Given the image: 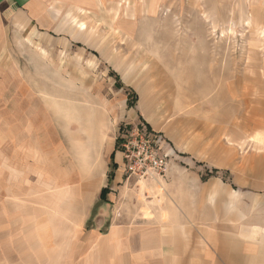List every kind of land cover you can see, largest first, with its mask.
I'll return each mask as SVG.
<instances>
[{"label":"rangeland","instance_id":"obj_1","mask_svg":"<svg viewBox=\"0 0 264 264\" xmlns=\"http://www.w3.org/2000/svg\"><path fill=\"white\" fill-rule=\"evenodd\" d=\"M112 9L64 13L46 31L0 14V264H114L87 245L98 205L81 222L94 198L83 193L125 126L146 123L165 138L176 174L152 181L176 184L165 195L183 202L202 192L196 182L207 200L244 202L237 178L248 166L263 177L264 24L245 25L243 8L218 14L213 0ZM97 107L103 132L87 117Z\"/></svg>","mask_w":264,"mask_h":264},{"label":"crops","instance_id":"obj_2","mask_svg":"<svg viewBox=\"0 0 264 264\" xmlns=\"http://www.w3.org/2000/svg\"><path fill=\"white\" fill-rule=\"evenodd\" d=\"M143 1L0 0V14L14 17L22 28L33 24L36 30L46 31L60 28L62 21H58V16L61 19L64 13L73 15L83 10L96 13L100 6L113 8L112 10L118 7L120 13L123 9L134 10L133 14L136 9L148 7L153 11L159 8L160 0ZM213 1L215 8L220 10H216L218 14L227 8L231 17H237L240 8H243L247 15L245 25L253 22L259 25L255 28H260L264 24V0ZM226 11L223 13L226 14ZM49 20L56 21L51 23ZM80 27L81 30L84 29V25L80 24ZM141 107L142 104H139L140 109ZM115 145L116 141L111 143L108 154L112 153ZM114 159L117 169L113 180L107 182L108 161L104 162L106 172L102 171L103 174L98 175L96 188L88 190L90 185H86V193H83L85 198L91 194L94 198L81 222L87 221L98 205L97 213L93 215L96 228L90 230L87 236L92 240L87 245L93 249L94 254L95 248L98 250L100 247L105 251L108 249L106 255L118 256L114 259V264H264V195L255 197L250 192L259 181H262L264 189V174L260 179L259 171L253 166L247 167L245 177L236 180L246 195L244 202L222 201L221 197L207 200V185L201 182L193 185L202 190L198 197H188L183 202L174 195H165L167 191L176 190V184L165 185L160 180L152 179H125L120 170L121 154L115 152ZM170 165L171 163L162 179L169 170L170 176L176 174V170L170 169ZM219 167L218 163L215 169L218 170ZM234 170L237 171L238 167ZM103 188L109 190L106 203L99 201ZM231 191L234 194L239 189L236 187V190ZM240 206L243 207L242 210L238 209ZM104 225L106 230L101 235L100 228Z\"/></svg>","mask_w":264,"mask_h":264},{"label":"built area","instance_id":"obj_3","mask_svg":"<svg viewBox=\"0 0 264 264\" xmlns=\"http://www.w3.org/2000/svg\"><path fill=\"white\" fill-rule=\"evenodd\" d=\"M121 133L123 174L139 181L162 178L170 158L174 155L165 138L155 131H147L139 124L125 126Z\"/></svg>","mask_w":264,"mask_h":264},{"label":"trees","instance_id":"obj_4","mask_svg":"<svg viewBox=\"0 0 264 264\" xmlns=\"http://www.w3.org/2000/svg\"><path fill=\"white\" fill-rule=\"evenodd\" d=\"M116 80H118L117 76H115ZM120 86V84H118V87ZM136 103V96L133 92H131V94L128 95L127 101H126V105L128 108H133L135 106ZM141 120V118H140ZM143 125L147 131H151V129L149 128V126L146 123H139V126ZM120 151V139L116 140V145L114 147V150L112 151V153L110 154L109 160L110 163L108 164V169L109 172L107 174V180L108 183L111 182L113 180L115 171L117 169V164L114 162V155L115 152ZM210 175L206 174V176L202 177V180H206ZM109 193L108 188H103L100 192V196H99V201L101 203H106L107 202V194Z\"/></svg>","mask_w":264,"mask_h":264},{"label":"bare ground","instance_id":"obj_5","mask_svg":"<svg viewBox=\"0 0 264 264\" xmlns=\"http://www.w3.org/2000/svg\"><path fill=\"white\" fill-rule=\"evenodd\" d=\"M88 118H90L94 122V126H99V129L101 128L102 132L105 130L107 123H106V115H105L104 111H101L99 108L98 109H96V108L90 109L88 112ZM87 122L89 125L92 126L91 123H93V122H91V123H90V121H87ZM94 131H95V129H94Z\"/></svg>","mask_w":264,"mask_h":264}]
</instances>
